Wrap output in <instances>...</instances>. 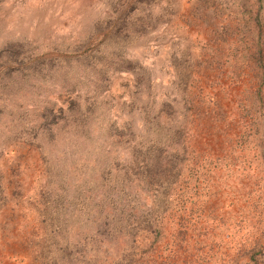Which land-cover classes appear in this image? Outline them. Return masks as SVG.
Masks as SVG:
<instances>
[{
  "label": "trees",
  "instance_id": "16d2710c",
  "mask_svg": "<svg viewBox=\"0 0 264 264\" xmlns=\"http://www.w3.org/2000/svg\"><path fill=\"white\" fill-rule=\"evenodd\" d=\"M5 1L0 0V8ZM107 1L112 13L97 23L93 33L77 46L86 55L85 59L90 58L87 64L93 62L96 66L85 69L82 78L91 87L101 86L104 90L110 85L112 73L128 72L137 87L148 93L155 84L151 70L131 57L130 47L155 25L150 10L146 9L151 8L146 3L152 0ZM171 1L164 0L163 4V15H169L165 19L167 23L172 22L174 14L178 16ZM192 17L208 28L206 37L198 35V44L192 38V47L180 53L171 42H165L172 56L183 63L173 76L176 90L182 96L179 111L174 113L170 106L158 109L147 105L142 107L148 115L144 116L145 127L140 133L135 131L132 118L129 128L115 134L112 132L115 127L109 126L103 133L111 136L109 150L116 152L121 144L125 151L131 147V159L126 164L133 165L140 194L148 195V211L138 218L139 225H128L129 218L124 221L120 213L131 208L132 194L125 189L130 177L118 174L109 181L111 170L100 166L103 179L90 181L88 185L92 189L88 192L103 185L106 198L94 203L92 195L82 190L86 179L79 186L78 190L82 191L78 195L85 201L93 199L92 207L97 210L94 213L100 218L105 200L112 199L115 205L121 201L120 210L112 209L113 214L108 215L113 217L112 225L97 229L98 240L89 253L84 249L73 252L62 248L49 254V246L40 247L41 255L52 254L50 262L41 264H159L158 259L149 260V256L158 252L167 227L163 223L168 216L177 223L173 225L177 228L172 239L183 235L180 242H187L190 232L197 233L198 238H192L194 242L188 241L191 244L188 249L198 264H264V0H195ZM189 20L188 16L186 24L190 27ZM5 46L0 61V89L16 90L24 86L20 77H32L34 58L20 47L13 49L8 43ZM168 55L170 59L171 54ZM201 70L215 71L219 77H225L231 84V90L227 91L224 85L225 93L235 94L234 98L230 97L235 131L228 138L227 150L206 151L189 138L187 126L195 115L207 120L213 115L219 117L223 110L219 94L205 86L208 81ZM216 80L212 86L222 83L220 78ZM80 105L73 103L70 116L66 111L56 116L54 112L49 115L48 110L39 109L38 119L26 128L38 133L63 127L70 135L78 133L89 141L94 140V128L104 129L107 117L94 116L93 103ZM4 108L0 104V113ZM9 110L12 126L20 128V122L23 126L27 120L22 118L26 117L25 111L17 113L18 107L14 106ZM174 114H177L175 120ZM96 118L100 121H95ZM94 171L96 167L90 169ZM116 185H122L123 193L110 197ZM173 245H176L174 240Z\"/></svg>",
  "mask_w": 264,
  "mask_h": 264
},
{
  "label": "rangeland",
  "instance_id": "374dc122",
  "mask_svg": "<svg viewBox=\"0 0 264 264\" xmlns=\"http://www.w3.org/2000/svg\"><path fill=\"white\" fill-rule=\"evenodd\" d=\"M146 4L151 5L146 9L150 10L155 25L130 47V55L151 70L155 84L148 93L137 87L128 72L112 73L110 85L108 83L104 90L101 86L91 87L82 78L85 69L96 66L93 62L87 64L90 58L85 59L86 55L77 46L91 34L97 23L112 13L107 0H6L1 5L0 61L8 43L13 49L22 48L25 54L32 53L34 72L31 78L20 77L24 84L22 88L0 89V104L5 107L0 113V264L50 262L52 254L43 256L38 250L46 245L49 254L51 251L60 252L62 248L91 252L98 240L97 229L112 225L113 217L108 215L113 214L110 213L112 209L120 210L118 204L121 202L115 205L112 199L105 200L103 218L95 215L93 199L98 203L106 198V187L101 185L88 192L92 189L88 183L103 179L100 166L111 170L109 181L118 174L130 177L125 189L126 193L132 194L131 208L120 213L124 221L129 218L128 225H139L138 218L148 211V195L140 194L133 165L126 164V160L131 159V147L125 151L121 144L119 150L123 149L111 151L108 145L111 136H103V133L109 126L115 127L112 129L115 134L124 127L129 128L131 118L135 131L140 133L145 127L142 125L144 116L148 115L142 107L147 105L158 109L170 106L174 113L179 111L182 96L176 90L173 76L174 71L182 69L183 63L172 56L165 42H171L173 49L180 53L186 47H192V38H196L198 44V35L206 37L208 28L192 17L195 0H172L178 16L174 14L171 23L166 22L169 15H163L164 0H152ZM188 16L191 17L190 27L186 24ZM202 71L206 73V70ZM204 73L201 75L208 81L205 86L212 87L219 94L223 110H220L219 117L213 115L207 120L195 115L187 126L189 138L206 151L227 150L228 138L235 131V113L230 98L235 94L232 92L229 96L225 93V90H231L225 77H219L215 71ZM85 78L95 85L89 77ZM217 78L222 83L212 86ZM17 103L23 104L17 106ZM73 103L83 107L93 103L96 105L94 116L107 117L104 129L94 128L96 139L89 141L78 133L70 135L63 127L38 133L33 128H26L38 119L39 109L48 110L49 115L54 112L56 116L66 111L70 116L69 108ZM11 106L18 107L17 113L25 111L26 117L22 118L27 120L23 126L20 122V128L11 124ZM176 117L174 114V120ZM95 167L96 171L90 172ZM84 179L88 180L85 185ZM82 184L84 193L92 195L93 199L85 201L78 195ZM114 187V193L110 194L113 198L122 192V185ZM173 218L168 216L164 221L163 225H167L164 238L159 243L158 252L152 253L149 260L154 257L159 264H198L188 249L191 245L188 241L194 242L192 238H198L197 233L190 232L187 242H180L183 235H175L172 239L177 228L173 226L177 225Z\"/></svg>",
  "mask_w": 264,
  "mask_h": 264
}]
</instances>
